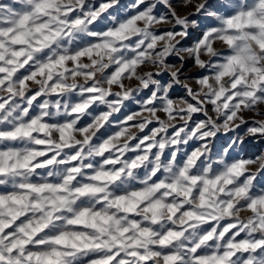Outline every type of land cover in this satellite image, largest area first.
<instances>
[{
	"label": "clouds",
	"instance_id": "9594fccd",
	"mask_svg": "<svg viewBox=\"0 0 264 264\" xmlns=\"http://www.w3.org/2000/svg\"><path fill=\"white\" fill-rule=\"evenodd\" d=\"M0 264H264V0H0Z\"/></svg>",
	"mask_w": 264,
	"mask_h": 264
},
{
	"label": "rangeland",
	"instance_id": "374dc122",
	"mask_svg": "<svg viewBox=\"0 0 264 264\" xmlns=\"http://www.w3.org/2000/svg\"><path fill=\"white\" fill-rule=\"evenodd\" d=\"M194 10V9H193ZM185 70H187V69H185ZM174 94H181V93H179V91H177V93H174ZM259 147L260 146H258V145H249V152H254V151H258L259 150Z\"/></svg>",
	"mask_w": 264,
	"mask_h": 264
}]
</instances>
